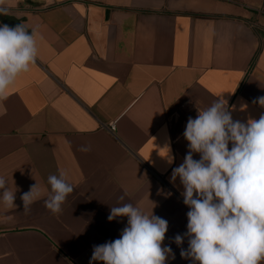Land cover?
<instances>
[{"label": "crops", "instance_id": "obj_1", "mask_svg": "<svg viewBox=\"0 0 264 264\" xmlns=\"http://www.w3.org/2000/svg\"><path fill=\"white\" fill-rule=\"evenodd\" d=\"M4 6L0 24L37 28L38 57L2 101L0 175L18 191L15 209L0 206V264H89L93 246L125 227L126 217L107 219L121 203L166 219L164 245L175 253L167 264H192L172 242L189 209L171 172L188 150V117L221 94L234 119L264 113L253 103L264 96V0ZM61 169L74 186L63 211L41 199L26 214L20 196Z\"/></svg>", "mask_w": 264, "mask_h": 264}, {"label": "clouds", "instance_id": "obj_2", "mask_svg": "<svg viewBox=\"0 0 264 264\" xmlns=\"http://www.w3.org/2000/svg\"><path fill=\"white\" fill-rule=\"evenodd\" d=\"M4 5L0 0V14L7 15ZM37 35L36 27L29 30L23 23L0 24V114L9 87L37 62ZM218 97L198 109L195 118L188 117L182 134L188 150L170 180L179 178L189 210L186 232L176 234L172 242L180 247L181 258L192 264H264V113L246 122L234 119L228 101L222 94ZM253 103L264 107V96ZM79 150L89 152L91 146ZM46 184L36 182L20 196L26 214L41 199L54 215L63 211L74 191L68 173L61 169L50 174ZM17 191L0 175V206L15 209ZM125 217L119 238L94 245L89 264H167L169 258L175 259L172 248L164 245L166 219L133 203L111 206L107 219Z\"/></svg>", "mask_w": 264, "mask_h": 264}, {"label": "water", "instance_id": "obj_3", "mask_svg": "<svg viewBox=\"0 0 264 264\" xmlns=\"http://www.w3.org/2000/svg\"><path fill=\"white\" fill-rule=\"evenodd\" d=\"M4 24H7L9 26H16L18 23L14 22V21H5Z\"/></svg>", "mask_w": 264, "mask_h": 264}, {"label": "built area", "instance_id": "obj_4", "mask_svg": "<svg viewBox=\"0 0 264 264\" xmlns=\"http://www.w3.org/2000/svg\"><path fill=\"white\" fill-rule=\"evenodd\" d=\"M112 128V127H111ZM113 129V128H112Z\"/></svg>", "mask_w": 264, "mask_h": 264}]
</instances>
